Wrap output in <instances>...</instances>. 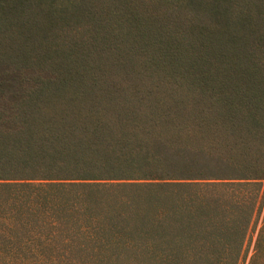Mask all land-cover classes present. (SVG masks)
Listing matches in <instances>:
<instances>
[{
  "label": "trees",
  "instance_id": "obj_1",
  "mask_svg": "<svg viewBox=\"0 0 264 264\" xmlns=\"http://www.w3.org/2000/svg\"><path fill=\"white\" fill-rule=\"evenodd\" d=\"M86 1L75 18L52 1L39 17L29 0L3 9L22 30L0 61L57 79L12 82L33 97L0 105V264H242L261 216L248 264H264V0H187L184 14L109 0L105 16ZM79 26L157 79L99 82L65 32Z\"/></svg>",
  "mask_w": 264,
  "mask_h": 264
},
{
  "label": "rangeland",
  "instance_id": "obj_2",
  "mask_svg": "<svg viewBox=\"0 0 264 264\" xmlns=\"http://www.w3.org/2000/svg\"><path fill=\"white\" fill-rule=\"evenodd\" d=\"M16 0H6L4 6L0 5V40L7 42L14 33H20L22 30L21 21L13 24L11 17L3 12V9L7 10L8 7ZM32 9V15L39 17L43 15V10L45 8V3L52 1V12L53 15L64 18H75L77 16L84 17L85 14L90 9L89 5L91 2L86 0H29ZM95 5L102 10L97 11L100 15H106L107 11V1L109 0H93ZM142 7L145 9H155L157 5H160L163 10L167 12H177V14L188 13L187 10V0H139ZM44 2V3H43ZM43 3V4H42ZM26 15V14H25ZM191 15H189L190 17ZM25 18V16H24ZM91 29V27H90ZM88 26L86 27H76L65 31L68 37L81 36L83 39V44L80 50H83L84 56L91 57L93 61L94 69L92 71V77L98 78L99 82L109 83V84H131L139 81H149L152 79H157L158 74L147 69L141 63L144 59L143 55L135 53L132 47H124L119 49L117 47L107 48L104 52H101L99 48L89 47L90 35L93 34ZM6 44V43H4ZM132 56L139 58L133 59ZM91 76V75H90ZM57 79V74L45 67H40L38 65H33L31 67L18 68L15 65L8 64L4 61H0V85L5 86L4 90H0V105L5 107L8 112L15 111L14 104L21 99L27 97H33L30 94H23L20 91V85L17 87V91L14 93L10 92V84H34V81H55ZM155 79V80H156ZM22 82V83H21ZM6 89V90H5ZM120 92L117 91L114 94H97L95 97H100L106 100L115 98L120 100L126 96H120ZM76 95V94H74ZM80 98L89 99L88 93L78 94ZM47 97V98H46ZM71 95H64L51 93L45 96L49 100H61L69 98ZM131 97V96H130ZM16 102L13 104V101ZM259 190L261 194V199H264V180L259 185ZM262 218V216H261ZM260 218V220H261ZM260 220L257 222V217L251 226L249 240L246 243L244 249V260L242 264H248L249 257L253 251L257 230L260 225Z\"/></svg>",
  "mask_w": 264,
  "mask_h": 264
}]
</instances>
